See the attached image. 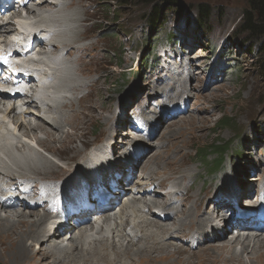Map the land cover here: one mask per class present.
<instances>
[{
    "label": "rangeland",
    "instance_id": "374dc122",
    "mask_svg": "<svg viewBox=\"0 0 264 264\" xmlns=\"http://www.w3.org/2000/svg\"><path fill=\"white\" fill-rule=\"evenodd\" d=\"M67 1L72 2L70 7L53 8L58 23L57 29L62 33L57 41L83 45V63H80L79 68L75 65L77 54L71 57L66 55V59L61 60L64 71L62 73H60L61 70L59 71L61 74L59 87L63 90L59 91H65V94L55 104L50 105L52 115L46 125L42 126L44 129L42 127V130L31 129L42 124L37 120L38 117L34 116L35 107L29 109V114L26 115L18 109H15L16 115L8 116L0 112L1 117L6 116L4 121L16 134L35 144V148L25 147L26 144H22L21 150L13 151V168L7 165L2 167L10 172H21L26 176L39 177L36 179H41L39 183L44 184L45 187L49 183H54L56 187L57 181L62 183L68 176H72L73 172L80 170V166L85 163L84 158L91 154L85 152V149L92 151L99 146L98 153H101L105 150L103 147L111 146L110 150L112 148L115 150L110 153L114 158L123 160V151L127 149L132 151L131 156L134 158L139 159L144 155L131 174L130 168L124 169L125 172L129 171V174L124 176L126 181L123 187L128 186L125 184L131 180L130 187L143 184L149 186L151 192L157 189L164 194L170 191V187L168 185L165 190L160 187V180H162L160 176L161 178L168 176L171 177L170 181L177 178L176 180H183V184L191 185L190 197L202 196L206 193L211 195L210 199L220 194L215 202L223 201L235 210L247 201L252 204V200L256 199L259 193L261 194L259 187H264V174H262L264 173V54L259 49L260 39L264 40V36L256 39L251 36V33L243 30L246 20L244 12L248 8L247 0H153L146 2L142 0H63L61 2ZM201 6L206 7L204 8L209 15L206 19L201 18ZM13 10L16 12V9ZM155 16L158 18L153 24ZM11 28L13 29V25ZM145 58L147 63H145ZM81 82L86 83L81 84L79 89H72ZM85 85L93 86L90 92L88 91L89 93L79 100L78 95L87 91ZM168 92H173L175 96L168 97ZM186 96L188 98L185 100V110L188 113L185 115L182 113L180 114L182 116L168 118V120L164 118L166 114L162 113L163 121L160 122L161 110L165 109L170 102H173L172 104H177V101L183 102ZM5 107L0 104V108L5 109ZM60 112L63 114L60 125H52ZM134 117L137 119L145 117L147 122L151 120L149 124L147 123L151 126L148 130L154 128L155 134L149 137L146 133H139L136 138L133 137L134 131L130 128V123ZM222 117L230 119L229 121L224 119V122L230 123L225 129L218 127V121ZM191 119L198 120L195 121L194 129L191 128L192 125H189ZM200 120L204 122V127L198 126ZM20 121L23 126L18 131L16 126ZM84 121L88 122L83 126ZM170 122L173 123L169 124ZM2 124L5 125V123ZM74 127L77 129L75 130ZM50 132L54 134L56 141L50 140L49 143L55 148L61 146L60 143L66 136H78L76 140L68 142L67 146L69 148L82 147L83 150L79 151L83 154L78 156L79 151L67 152L66 155H59V158L55 153L46 150L38 140L48 139ZM165 138L169 144L163 147ZM116 140H121V142ZM15 141L16 144H21V141ZM136 142L143 150L141 148V151L137 150L139 147ZM217 144L218 148L221 147L223 151L227 150L224 162L216 173L208 174L209 172L206 173L204 168L205 164L199 160L196 152L197 150L213 152V146ZM148 154L150 155L147 156ZM94 157L95 155L91 154L89 160ZM45 163H48L49 168L53 167L50 173ZM105 165L108 164L105 163ZM36 171L39 173L37 174ZM144 171H147V174H143ZM156 171L159 172L155 173ZM153 173L159 174L158 183L154 184L156 181H153L147 185L146 182ZM259 174L262 175L259 176ZM120 177L119 179H122L123 175ZM48 178L50 179L46 180ZM248 183L251 184L248 187L251 189L249 197L245 202H240L235 195L240 194ZM5 186L6 184L1 185V187ZM32 187L37 188L38 184ZM127 192L128 190L125 189L120 196ZM150 195L153 196V193ZM127 198L129 199L125 200ZM130 200V195L121 199L126 205L124 209H127L124 213L131 214L136 209L137 204ZM151 200L153 199L150 198L148 201ZM133 203L135 209H131ZM209 203L207 202L204 208L199 209L201 213L209 214L205 211L209 209L207 206ZM141 207L135 216L138 214L143 219H156L163 221L162 224L178 225L177 220L172 223L164 222L165 218L162 217L166 212L157 211L154 214L155 217H152L147 215V208ZM117 209L118 207L113 211V215L117 214ZM191 209L194 208L191 207ZM228 211L233 214L232 211ZM108 212L112 214L111 210ZM20 213L29 222L31 221L32 226L38 222L39 217L45 215L42 207L29 208L22 205L13 211L0 208L1 218L14 220L11 221L12 225L6 228H11L15 224L17 219L15 216ZM126 218H123L121 222ZM130 220L135 223L139 221V219ZM159 221L157 222L160 223ZM94 225L93 223L92 228L95 229ZM96 225L105 227L100 223ZM43 227H47L46 223ZM137 227H141V224ZM72 230L74 227L67 232ZM232 230L235 229L232 228ZM237 230L232 233L229 231L228 235H237ZM248 231L244 230L240 233ZM93 232L88 231V233ZM108 234H102L105 237L101 238L95 233L91 240L86 235L81 248L87 242L95 243L96 238L107 239ZM186 235L187 233L184 232L177 235L178 237L171 235L169 240L172 243L190 247L195 253L201 252L203 247L212 245L214 242H205L207 244L204 243L203 247L197 249L199 246L196 243L190 246L189 241L191 240L187 239L188 235ZM165 237L168 238V235ZM41 238L38 233L34 239L27 240V244H31L33 255L26 264L51 262L52 258L57 256H41L42 252L38 247L45 250L47 248V245L40 246ZM53 238L58 239V236ZM59 239L55 240L57 243L54 246L59 242L57 247L66 252L68 256L77 253V255L88 257L89 253L79 249V245L75 249L76 240H64L63 237V242H61L62 238ZM185 239L189 245L186 244ZM134 241L138 240L134 238ZM106 248L109 251L111 249V247ZM106 248H102L105 251L101 252L102 249L97 247L95 253L109 254ZM131 248V252L126 255L129 256L132 264H202L200 257L197 256V258L195 254L186 255L180 248H169V250H175L173 254L161 252L153 253L149 257L145 256L148 252H144L143 246ZM158 250H151V252ZM120 251L126 252L125 249H120ZM143 255L145 258L142 257ZM167 256L170 257L166 259ZM60 257L57 256L63 259ZM168 259L174 262H168ZM243 259L245 264H255V261L248 260L245 256ZM0 264L24 263L11 262L8 255L0 253Z\"/></svg>",
    "mask_w": 264,
    "mask_h": 264
},
{
    "label": "bare ground",
    "instance_id": "6f19581e",
    "mask_svg": "<svg viewBox=\"0 0 264 264\" xmlns=\"http://www.w3.org/2000/svg\"><path fill=\"white\" fill-rule=\"evenodd\" d=\"M61 1H63V0H60L58 2L56 0H53V2H49V0H39L37 2V4L34 3L35 9H32L33 7L32 8L31 7L25 8L26 14H28L30 17L28 19L27 18H18L19 16H18L17 12L8 11L7 15L9 16V20H7L4 24V26L1 27V28H3L2 30H3V33L5 35H11L13 32V29L11 28L13 24L10 23V16H15V15H16L15 21L19 22L18 27L21 29H24V30H31L33 28H41L40 25H46L43 28H41L40 35H46V34L50 33V35L48 37V38H50V40L48 42H46V41L41 42V47L38 50L39 51L44 50V46L47 45L48 53L52 54V56L50 57V60L52 62L51 66H54V68H53L54 74L56 72L60 71V69H61L60 73H62L64 71V66L61 63V60L62 59L65 60L66 55H68V57H71L73 54H77L78 57L75 59V65H78V68H79L80 63H83V61H82L83 60L82 53L84 51V49H82L83 45H81L79 43H65V42L60 43L59 41H57V39L62 35V33L59 31V29L51 30L48 28V25L52 26V27L58 26V23L55 19L54 13H53V8H59L61 6H62V8H65L66 6L70 7L72 4L71 1H67L65 3H62ZM32 16H38V17L34 18ZM38 24H40V25H38ZM35 38L37 39L38 35L35 36ZM67 61H69V59ZM43 66H44V64H43ZM85 83L86 82L78 83L75 86H73L72 89H79L81 84H85ZM92 83H87V84H92ZM92 86L93 85H91V86L85 85V88L87 91L84 94H79L77 98L79 100L84 98L90 92L89 90L91 89ZM59 92H63V91H59ZM167 96L173 97V96H175V94H173V92H168ZM183 97H185V96H183ZM186 98H188V96H186ZM19 99L27 102V103H25L27 106L26 110H24L21 113L23 115L29 114L28 113L29 109L35 107L36 113L34 114V116L38 117L37 120H39V123H42V124H40L39 127H35V128H31V129H41L42 130V128L46 125L47 120L50 119L51 115H52L50 112V108H51L50 105H45L44 107H40V106L36 105V103H34V101L29 102L25 98H19ZM6 101L7 100H4V102H0V104L2 106L5 105ZM172 103L173 102H170V105ZM5 106H6L5 109L0 108V110H1L0 112L7 114L8 116L17 114L15 112L16 107L14 106V104L10 103L9 105L6 104ZM172 107H174V106H172ZM168 108H169V105H167V107L165 109L161 110V113L159 115L160 122L163 121V115L164 114H166V116L164 117V118H166V120H168V118L173 119L177 116H182L178 113V115H176V116L174 114H172L171 117H167V114L169 115ZM62 112H60L59 116L57 118H55L54 122H52V125L53 124L54 125H60V123H61L60 120H61L62 115H63ZM64 112H66V111H64ZM162 113H163V115H162ZM187 113H188V111H186L183 115H185ZM78 114H80V113H78ZM64 116H65V114H64ZM181 118L182 117H180V119ZM5 119H6V116L2 117V118L0 117V120H5ZM195 121L197 122L198 120H195ZM195 121L193 119H191L189 121V125H192V127H191L192 129H194L193 127H195L194 126V124L196 123ZM87 122L88 121H84L83 126L86 125ZM150 122H151V120H149V122L146 121L145 129H142V130L146 131V135L149 137L151 135L155 134V132H156V131H153L154 128L152 130H148L149 127H151L148 125ZM2 123H5V122L3 121ZM2 123H0V130L1 131L6 129V126L3 125ZM15 123H16V121H15ZM171 123H173V122H170L169 124H171ZM199 124H200V125H198L199 127H204V122L202 120H200ZM21 126H23V123L20 121L18 123V126H16V127H18V131L20 130ZM50 127H52V126H50ZM78 128H80V127H78ZM81 128H82V126H81ZM15 129L16 128H14V130ZM74 129L76 130L77 128L74 127ZM6 132L11 134L8 131H6ZM132 134H133L132 136L135 138L138 135L137 133H134V132ZM2 135H0V144L4 145L3 140H1ZM77 137L78 136H70V135L66 136L63 139V141L60 143L61 146L59 148H55L51 145V143H49L50 140L56 141L54 134H52L51 132L48 133V136H47L48 139H46V140L39 139L38 142L46 150L55 153L59 157V155H66L67 152H78L80 149L83 150L82 147L79 148L78 146H76V147L69 148L67 146L68 142H72V141L76 140L75 138H77ZM164 140H165L164 141L165 143H164L163 147H166L169 143L166 142L167 138H165ZM116 141L121 142V140H116ZM124 144H125V142H124ZM136 144H138V147H139V148H137V150L141 151L140 150L141 146L139 145V143L136 142ZM110 147L111 146H109V148L103 147L105 150H103L101 153H98L99 149H100L99 146H98V148H96L92 151L90 149L87 151H86V149L84 150L85 152L94 154L95 157L92 160H89V157L91 154H88L89 157L84 158L85 163L82 164V166H80V170L73 172L72 173L73 175L70 177V179H64L62 183L60 182L62 185V189H63V191L61 192L62 193L61 198L63 199L64 203H66L67 201L72 202V203H80L83 201L82 191L79 192L78 190L74 189L77 187L80 190H83V188L87 190L89 187H93L94 185H96V186L104 187L103 190L106 189V190H110L112 192V190L109 188L106 177H109L110 175H112V177H115L114 172H118L119 174L123 173V175H125V174L127 175V174H129V171L125 172L124 169H126V168L131 169L130 170V174H131V171L133 172L136 169L137 163H139V161H141V157L144 156V155H142L139 159L134 158L131 156L132 151L127 149V150L123 151V154H122L123 160L120 158H114L111 156L110 153L115 152V150H114V148H112L110 150ZM134 147H135V145H134ZM0 149H3V147L2 148L0 147ZM141 149L143 150V148H141ZM79 153H80V151H79ZM81 154H83V152L80 153L78 156H80ZM149 155L150 154H148L147 156H149ZM172 156H173V158H175L174 155H172ZM77 158L74 160L75 162H76ZM105 163H107L108 165H105ZM47 164L48 163H45V166ZM154 164H156V163H154ZM49 167L50 166H48V165L46 166L47 171H49L48 173H50L51 170L53 169V167H51V168H49ZM2 169L3 170L0 171V175L5 177L6 184H10V185L16 184L17 185V183L20 182L21 180H28V179H33L34 180L33 184L41 181V179H36L39 177H35L34 175L26 176V175L22 174L21 172H19V173L10 172L8 169H4L3 167H2ZM79 171H81V172H79ZM100 172L102 173L101 178H100V176H98V174H100ZM157 172H159V171H156L155 173H157ZM36 173L38 174L39 172L36 171ZM42 174H46V172H42ZM143 174H147V171H144ZM262 174H264V173H262ZM262 174H259V176H261ZM157 176H159V174L153 173V175L150 177L149 181L146 182V184L148 185V184H151L153 181H158ZM163 178L164 177L161 178V176H160V179H162V180H160V183L163 186V189L164 190L167 189V186L169 185L170 191H166V193L161 194L159 192V190H157V189H154L151 192L149 186H144L143 184L130 187L129 185H132L131 180H128L127 183L125 184L128 186L123 187V185H124L123 182L125 181L124 177H122V179H120V180H118L115 177V179H117L118 184L122 185L121 190L118 191L117 193L116 192L113 193L115 197H114V199L109 201V207L106 208L104 212H102L100 214H95L97 212H94L91 214L84 215L83 217L87 216L88 220L83 224H81V223L76 224L72 221V219L68 220L65 223H64V221H61L59 223V225L56 226V228L54 230L50 231V230H47L44 227H42V225L45 222H47L48 215H43V217L42 216L39 217L38 222H35V224H33V226H32L31 221L29 222V220L26 219L25 216L20 213V214H16V216H15V217H17L15 224L11 228L10 227L6 228L8 225L11 226L12 225L11 221H14V220L12 218L7 219V218H1L0 217V253H2L3 255H8V259H10L11 262H23L24 264H26V262L29 261L30 256L33 255L31 244L28 245L27 240L34 239L35 236L39 233V236L42 237L40 240L41 243H39L40 246L47 245V248H46L47 251L45 249H43L42 247H38V249L41 250V252H42L41 256H49L50 257L51 255H57V256H61L60 258H63V259H59L56 256V257L52 258L51 262L45 261V262H40L39 264H132L131 260L129 259V256H127V255L131 252V249H132L131 247L135 248V246H138V247L143 246L144 252H148V254L145 255L146 257H149L153 253L157 254V253H161V252H165V254H169V253L173 254V253H175V250H169V248H180L181 251H183V253L184 252L186 253V255L187 254L188 255L195 254L196 257L197 256L200 257L202 264H212L215 262H219L221 264H245V261L243 259L244 256L248 260L255 261V264H264V231H263L264 224L258 230L250 229V228H248V226L244 220L234 219V218L230 217L231 216L230 213H228V215H227V212H229L228 210H230V211H232V213H234L235 212L234 208L229 207V205H227L226 203H223V201L222 202L221 201L214 202V200L216 201V199L220 196V194H219V196L212 197L210 199H209V197L211 195L206 194V193L203 194L202 196L193 195L192 197H190L192 194L190 192L191 191V185L183 184V180H180V181L176 180L177 178L176 179L174 178L173 181H170L171 177L169 178L168 176H166V178H164V179ZM49 179L50 178H48L46 180H49ZM82 181H86V184H88V186L85 185V186L79 187L81 185ZM48 183H49V181H48ZM66 186L68 188H66ZM250 186H251V184L248 183L246 185V188L240 194H236L235 195L236 199L239 200L240 202H243L247 197H249L251 189H249L248 187H250ZM46 187H49V189L52 190L54 187V183H49L46 185ZM125 189L128 190L129 194H127L128 192L125 193L123 197L130 195V197H131L130 202H134L137 204L136 209H135L134 203H133V206H131V209H135L134 211L132 210L133 212L131 214L124 213L125 210L127 212V209H124L126 205L122 204L121 206H118V205L115 206V200H118V198L122 194V192L123 191L125 192ZM224 189H226V187H224ZM16 190L18 191L17 188H16ZM132 190L134 192H132ZM34 191H36V189L31 190L29 192V195L33 196ZM150 192L153 193V195L155 194L154 197L152 195H150L151 194ZM7 193L8 192H6L4 194L2 193V195L6 196V198H8L9 195ZM11 194L12 195L16 194L20 197V198L18 197V199L15 201V203H18V201H19V204L16 206H9L5 202V199H2V197L0 196V199H2V200H0V208L7 209L8 211H13V210H15V208L20 207L22 205L27 206L29 208L39 206L40 199L38 200V202L37 201L34 202V204H25L23 201L20 200L23 197V193L11 192ZM16 195H14L13 197H16ZM137 195H139V196L137 197ZM150 198H152L153 200L148 201ZM177 198H179V199H177ZM125 200H128V198ZM178 200H180L181 203ZM189 202H190V204L188 205ZM207 202H210L207 205V206H209V209H207V210L205 209V211L207 213L209 212V214H203L200 212L199 209L204 208V205ZM190 206L193 207L194 209L192 210ZM117 207H118V209L116 210L117 214L113 215V211ZM139 207L147 208L148 209L147 215H151L152 217H155L154 216L155 209H158L161 212H166V217L164 219V222L170 221L172 223L174 220H177L178 225L172 226L174 224H172V225H168L167 223L162 224L161 222H163V221H159L156 219H149V218L143 219L142 217L138 216V214L136 216L139 219V221L132 224L130 219H133L135 214L140 211ZM241 208L242 207H240L239 209H241ZM108 210H111L112 214L109 213ZM224 210H225V212H224ZM130 211H128V212L130 213ZM221 212H224V213L222 214ZM29 216L31 217L30 214H29ZM83 217H81V218H83ZM97 218H99V219L97 220ZM123 218H126V219L123 222H121ZM92 219H95V220L91 221ZM140 220H143V221H140ZM117 221H119V223H117ZM157 221H159L160 223H158ZM93 223L94 224L100 223L102 225H105V227L103 228L102 226H100V227L94 226L95 227V229H94V228H92ZM138 223L141 224V227H137V225H139ZM111 224L113 225V227ZM30 225L32 226V228L30 227ZM229 226H231V227H229ZM71 227H74V230L71 231L73 234L71 232H67ZM38 228L39 229L42 228V230H39ZM127 228H129V232L132 234L131 236H128L125 233V229H127ZM232 228H234L235 230L238 229L237 235H235V236L234 235L231 236V234L228 235L229 231H230V233L235 231V230H232ZM37 230H39V231H37ZM57 230L60 231V232L58 231V234H57ZM89 230L94 231L95 233L100 235L101 238L105 237V235H102V234H105V233L106 234L109 233V234H108V237H106L107 239L101 240L100 238H96L95 243L94 242H87L81 248V244H83L84 237L87 235L86 237L89 236L90 237L89 240H91L92 235L95 234L94 232L88 233ZM244 230H249V231L246 233H244V232L240 233V231H244ZM115 232H116V234L114 235ZM182 232H184L185 234L188 233V235H192V237H195L194 241L192 243H190V246L192 247L193 244L196 243L199 246L197 249L203 247L205 244H207L209 242H213V241L214 242L212 243V245L209 244V245H206L205 247H203L201 249V252L198 251L199 253L198 252L195 253V251L191 250L190 247H185L180 243H179L180 245L177 243H172L169 240L171 235H174V234L179 235ZM41 233H44L45 235H41ZM139 233L141 234L140 236L138 235ZM166 235H168L167 239H165ZM54 236H58V239L62 238L61 242H63V237L65 238L64 240H70V241L76 240L75 242H77V244H74L75 249L79 245V249L85 251L86 253H89L88 257H84L82 255H77V253H72L71 255L68 256L66 254V252H63L62 249L57 247L59 245V242H58V245L54 246V244L57 243V241H58V239L53 238ZM75 236H77V237H75ZM134 238L138 241L135 242ZM187 238H189V237H187ZM55 240H57V241H55ZM109 240H110V242H109ZM221 241H224V242H221ZM107 242H109V243H107ZM205 242H207V243H205ZM219 242H221V243H219ZM137 243H139V244H137ZM107 244H109V246H107ZM60 245H63V244H60ZM187 245H189V244L187 243ZM97 247H100V250L102 248H106V247H111V249L109 251L106 248V252L109 251V254H106V255L105 254H97V253H95V248H97ZM120 249H125L126 252L123 253L124 250L120 251ZM158 249H163V250L159 251ZM56 250H58L59 253ZM66 250H68V248ZM151 250L152 251L158 250V251L157 252H151ZM103 251H105V249L101 250V252H103ZM111 255H113V256H111ZM142 257H144V255ZM168 257H170V256H167L166 259ZM67 258H69V259H67ZM183 259H186V258H183ZM77 260H79V261H77ZM122 260H124V261L122 262ZM168 262H174V261H171L170 259H168ZM187 263H190V262L187 261ZM246 264H249V263H246Z\"/></svg>",
    "mask_w": 264,
    "mask_h": 264
},
{
    "label": "trees",
    "instance_id": "16d2710c",
    "mask_svg": "<svg viewBox=\"0 0 264 264\" xmlns=\"http://www.w3.org/2000/svg\"><path fill=\"white\" fill-rule=\"evenodd\" d=\"M143 2L146 1H153V0H142ZM167 1V0H166ZM248 3V8L245 10V15H246V20H245V25H244V31H248L251 33L252 37L261 38L264 36V0H247ZM205 6H201V18L206 19L209 15L206 13V10L204 8ZM158 18V17H157ZM156 16L153 18L152 23L155 24L157 21ZM260 50L264 54V40L260 39ZM145 63H147L146 58L144 59ZM264 66V64H263ZM224 118L222 117L219 121V128H227L230 123L229 122H224ZM230 119H228L229 121ZM217 146H213V152H206V151H198L196 152V156L199 157V160L205 164V170L207 171L208 174H214L216 173L219 168L222 166L224 162V156L226 153V149L224 151ZM220 149V150H217ZM210 156H213L210 158Z\"/></svg>",
    "mask_w": 264,
    "mask_h": 264
},
{
    "label": "snow or ice",
    "instance_id": "6c2138e0",
    "mask_svg": "<svg viewBox=\"0 0 264 264\" xmlns=\"http://www.w3.org/2000/svg\"><path fill=\"white\" fill-rule=\"evenodd\" d=\"M0 59H2V57H0ZM5 63H7V61L5 60Z\"/></svg>",
    "mask_w": 264,
    "mask_h": 264
}]
</instances>
